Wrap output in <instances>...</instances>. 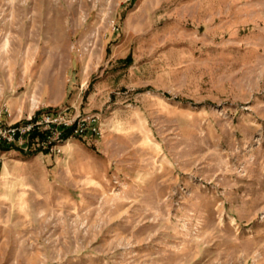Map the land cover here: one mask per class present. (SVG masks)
<instances>
[{
	"label": "rangeland",
	"instance_id": "rangeland-1",
	"mask_svg": "<svg viewBox=\"0 0 264 264\" xmlns=\"http://www.w3.org/2000/svg\"><path fill=\"white\" fill-rule=\"evenodd\" d=\"M92 114L0 142V264H264V0H0V123Z\"/></svg>",
	"mask_w": 264,
	"mask_h": 264
},
{
	"label": "built area",
	"instance_id": "built-area-1",
	"mask_svg": "<svg viewBox=\"0 0 264 264\" xmlns=\"http://www.w3.org/2000/svg\"><path fill=\"white\" fill-rule=\"evenodd\" d=\"M29 122L25 125L12 124L9 126H2L0 123V142L12 143L21 140L22 137L31 136L34 133L41 131L43 126L45 130L44 139L41 140V145L52 143V136L64 134L67 129H72L73 134H84L90 132L93 135L102 133L101 118L97 114H92L87 117H76L75 119H67L64 117H47L46 119H28ZM56 129H61L56 132Z\"/></svg>",
	"mask_w": 264,
	"mask_h": 264
},
{
	"label": "crops",
	"instance_id": "crops-1",
	"mask_svg": "<svg viewBox=\"0 0 264 264\" xmlns=\"http://www.w3.org/2000/svg\"><path fill=\"white\" fill-rule=\"evenodd\" d=\"M28 119H6L5 121H3L1 123L2 126H9V125H12V124H22V123H25ZM23 139V140H22ZM23 143V145H21ZM31 141L28 140L27 137H22L21 140H17L15 143V145H18L20 146L21 149H28L29 148V145H30ZM5 147H7L5 145ZM5 147H1L2 149L5 148ZM32 147V146H31ZM4 150V149H3ZM5 151V150H4ZM43 153V152H41Z\"/></svg>",
	"mask_w": 264,
	"mask_h": 264
},
{
	"label": "trees",
	"instance_id": "trees-1",
	"mask_svg": "<svg viewBox=\"0 0 264 264\" xmlns=\"http://www.w3.org/2000/svg\"><path fill=\"white\" fill-rule=\"evenodd\" d=\"M127 60H131V56H129ZM71 133H72V129H67L66 131H64L63 136L68 137V136H70ZM44 136H45L44 133L43 134H39V133L32 134L31 135V143H30L29 147H31L34 144L33 142H34V140H36V138L43 140Z\"/></svg>",
	"mask_w": 264,
	"mask_h": 264
}]
</instances>
